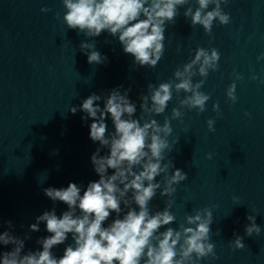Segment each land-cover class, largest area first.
I'll use <instances>...</instances> for the list:
<instances>
[{
	"label": "clouds",
	"instance_id": "obj_1",
	"mask_svg": "<svg viewBox=\"0 0 264 264\" xmlns=\"http://www.w3.org/2000/svg\"><path fill=\"white\" fill-rule=\"evenodd\" d=\"M62 3L63 21L68 29L92 38L102 32L118 37L123 51L134 57V64L148 68H155L164 56L165 26L175 22L181 7L187 5L183 15L190 18L191 27L200 25L209 36H212L214 22L231 23L230 15L221 8L228 0H195V8L191 6L192 0H62ZM80 48L86 51L89 64L107 60L91 43L82 42ZM262 59L264 53L257 56V61ZM219 60L218 49L196 48L194 58L174 71V79L158 86L147 85V94L139 97V118H133L137 107L128 98L130 88L123 93L122 86L110 90L103 108L96 103L101 100L100 95L93 93L84 99L79 110L86 116L81 119L92 120L89 137L100 145L90 158L99 179L89 182L83 194L76 183H69L66 188L43 189L49 199L63 202L68 210L60 216L55 208L45 211L29 226L30 231L38 232L43 222L50 233L37 240L42 250L23 253L25 239L30 237L21 239L10 231L0 233V244L13 246L11 251L0 254V264H198L208 257L218 259L215 244L210 242L214 222L210 208L187 215L185 223L177 229L170 226L176 221L170 211L174 203L171 199L166 201L163 210L152 212L149 205L158 190L162 197H171L177 190L175 185L188 178L183 170L174 169L171 159L164 162L165 152L170 154L178 142L170 144L168 140L173 131L171 120L182 122L183 108L195 109L198 114L206 110L210 94L200 89L209 71L218 70ZM197 75L202 79L194 83L193 77ZM250 79L259 77L253 75ZM241 80L242 75L234 74L233 82L226 89V97L232 104L238 99L236 81ZM173 90L186 95L179 100V107L172 108L171 118L165 117L161 125L154 117L166 111ZM77 110V107L70 108L72 114ZM213 111L219 114L218 104H213ZM108 116L114 125L112 133H108L105 122ZM215 123L214 119L206 121L210 132L215 131ZM103 148L108 149L105 155H101ZM206 158L211 159L212 154H207ZM109 169L113 170L111 175ZM161 176L162 183L156 180ZM233 201L238 202L239 198L233 197ZM122 212L125 214L121 218ZM112 213L116 218L105 227ZM246 218L250 223L245 226V234L260 235L255 216ZM6 223L9 229L13 227L11 221ZM69 234L74 243L67 245L63 255L57 258L52 249L65 243ZM216 234L219 235V231ZM230 243L237 250L245 247L240 236H235Z\"/></svg>",
	"mask_w": 264,
	"mask_h": 264
}]
</instances>
